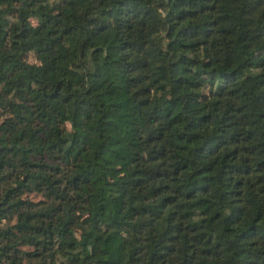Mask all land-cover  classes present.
Returning <instances> with one entry per match:
<instances>
[{
  "label": "trees",
  "instance_id": "trees-1",
  "mask_svg": "<svg viewBox=\"0 0 264 264\" xmlns=\"http://www.w3.org/2000/svg\"><path fill=\"white\" fill-rule=\"evenodd\" d=\"M3 114L0 264H264V0H0Z\"/></svg>",
  "mask_w": 264,
  "mask_h": 264
},
{
  "label": "rangeland",
  "instance_id": "rangeland-1",
  "mask_svg": "<svg viewBox=\"0 0 264 264\" xmlns=\"http://www.w3.org/2000/svg\"><path fill=\"white\" fill-rule=\"evenodd\" d=\"M4 118H6V115H2L1 117H0V121H2ZM122 169H120V171H121ZM38 196H40V195H38ZM76 230V229H75ZM76 232H78L77 230H76Z\"/></svg>",
  "mask_w": 264,
  "mask_h": 264
}]
</instances>
